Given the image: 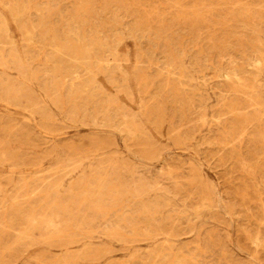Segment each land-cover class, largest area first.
<instances>
[{
  "label": "rangeland",
  "instance_id": "374dc122",
  "mask_svg": "<svg viewBox=\"0 0 264 264\" xmlns=\"http://www.w3.org/2000/svg\"><path fill=\"white\" fill-rule=\"evenodd\" d=\"M0 264H264V0H0Z\"/></svg>",
  "mask_w": 264,
  "mask_h": 264
},
{
  "label": "bare ground",
  "instance_id": "6f19581e",
  "mask_svg": "<svg viewBox=\"0 0 264 264\" xmlns=\"http://www.w3.org/2000/svg\"><path fill=\"white\" fill-rule=\"evenodd\" d=\"M6 19V18H5ZM8 21V20H7ZM7 24V23H6ZM8 26V25H7ZM9 36V35H8ZM3 43V42H2ZM10 47V46H9ZM259 63V62H258ZM25 64V63H24ZM246 119V118H245ZM244 121V120H243ZM246 121V120H245ZM247 124V123H246ZM245 128H246V126H245Z\"/></svg>",
  "mask_w": 264,
  "mask_h": 264
}]
</instances>
